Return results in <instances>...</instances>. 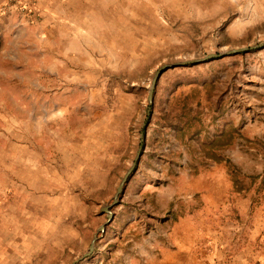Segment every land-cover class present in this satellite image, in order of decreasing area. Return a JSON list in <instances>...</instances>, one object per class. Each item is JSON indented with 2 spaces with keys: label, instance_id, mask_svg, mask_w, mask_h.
<instances>
[{
  "label": "rangeland",
  "instance_id": "rangeland-1",
  "mask_svg": "<svg viewBox=\"0 0 264 264\" xmlns=\"http://www.w3.org/2000/svg\"><path fill=\"white\" fill-rule=\"evenodd\" d=\"M75 1L0 0V247L32 243L71 264L96 236L76 264L148 263L170 221L198 205L171 187L212 163L262 202L264 46L162 71L185 80L214 75L222 116L232 110L218 136L190 147L191 160L173 129L151 132L147 143L145 130L155 71L264 42V0H124L126 12L139 10V47L122 46L101 22L96 6L112 13L105 4L113 0ZM139 150L108 222L102 207Z\"/></svg>",
  "mask_w": 264,
  "mask_h": 264
},
{
  "label": "crops",
  "instance_id": "crops-1",
  "mask_svg": "<svg viewBox=\"0 0 264 264\" xmlns=\"http://www.w3.org/2000/svg\"><path fill=\"white\" fill-rule=\"evenodd\" d=\"M105 5L107 11L109 6L114 9L112 13L105 12L101 5L96 6V10L101 11V22L116 33L112 37L122 46L127 41L129 47H139V10L126 12L124 0H113ZM72 6L75 8V3ZM77 9L78 12L88 11L86 4L85 7L78 5ZM178 75L182 73L164 72L156 84L145 142L149 141L151 132L173 129L174 137L181 135L187 145H183L187 149L183 158L189 161L193 157L191 146L198 145L209 133L212 140L230 125V119L224 118L231 115V102L227 110L223 108L226 112L222 116L220 94L215 90L219 79L212 75L209 79L185 80ZM230 93L229 89V98ZM202 147L203 144L198 151L201 158H205ZM185 180V187H171L170 192L173 196H196V210L170 219L164 238L167 242L158 245L145 264H264V200L255 205L252 188L236 191L220 164L212 163L205 174L188 176ZM172 206L175 209L174 203ZM60 261V252L47 256L32 243L21 242L20 249L13 250L10 239L0 247V264H56Z\"/></svg>",
  "mask_w": 264,
  "mask_h": 264
},
{
  "label": "water",
  "instance_id": "water-1",
  "mask_svg": "<svg viewBox=\"0 0 264 264\" xmlns=\"http://www.w3.org/2000/svg\"><path fill=\"white\" fill-rule=\"evenodd\" d=\"M262 46H264V42L259 43V44L254 45V46H250V47H240V48L230 49V50H228V51H226L224 53H209V54H206L205 56H203L201 58L187 59V60H183V61H179V62H175V63H171V64L162 65L161 67H159L155 71V73H154V75H153V77L151 79V82H150V87H149L148 95H147V101H148V105H149L148 110H147V115L148 116L150 115V106L152 105V102H153L154 88L156 86V83H157L162 71H164V70H166L168 68H173V67H177V66H185V65H190V64H197V63H201V62H204V61H207V60H211V59H215V58H218V57H223V56H227V55H233V54L241 53V52L247 51L249 49H256V48H259V47H262ZM139 154H140V150L138 151L137 156L135 157L132 166L125 173L124 177L121 180V183L117 187L116 194L114 196V199H113L112 203L102 207V212L106 213L108 222L111 221L113 219V217H114V214L111 211V208H112V206H114V205H116L118 203V195L123 191V184L127 180L128 175L133 170V168L135 166V163H136V161L138 159ZM104 227H105V225H101L98 228V232L102 233L104 231ZM96 238H97L96 236L93 238V240H92L91 244L89 245L87 251L80 258H78L75 261H73L71 264H76L77 262L81 261L82 259H85L86 257H88L92 253V251L94 249V242H95Z\"/></svg>",
  "mask_w": 264,
  "mask_h": 264
},
{
  "label": "trees",
  "instance_id": "trees-1",
  "mask_svg": "<svg viewBox=\"0 0 264 264\" xmlns=\"http://www.w3.org/2000/svg\"><path fill=\"white\" fill-rule=\"evenodd\" d=\"M217 144V140H215L214 142H213V144L214 145H216ZM230 174H231V176H232V180H233V183H234V185H238V180L236 179V177H235V174H234V171H235V168H234V166L233 165H231L230 164ZM232 168V169H231ZM236 188V191H240L241 189H239L238 187H235Z\"/></svg>",
  "mask_w": 264,
  "mask_h": 264
}]
</instances>
